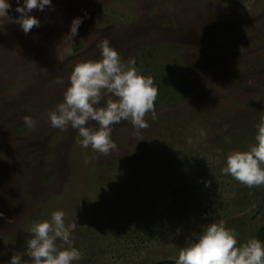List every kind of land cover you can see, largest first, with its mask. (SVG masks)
<instances>
[{"label":"rangeland","instance_id":"1","mask_svg":"<svg viewBox=\"0 0 264 264\" xmlns=\"http://www.w3.org/2000/svg\"><path fill=\"white\" fill-rule=\"evenodd\" d=\"M15 7L0 18V264L16 254L30 261L32 222L55 210L76 225L79 264L175 261L219 221L241 242L257 238L264 186L221 169L254 143L264 116V0H52L33 10L41 25L27 35ZM85 12L67 53L59 43ZM104 39L170 86L146 114L149 127L113 128L117 148L107 155L48 119L74 65L99 59Z\"/></svg>","mask_w":264,"mask_h":264},{"label":"clouds","instance_id":"2","mask_svg":"<svg viewBox=\"0 0 264 264\" xmlns=\"http://www.w3.org/2000/svg\"><path fill=\"white\" fill-rule=\"evenodd\" d=\"M15 4L18 16L13 22L27 35L41 25L33 10L44 11L52 6V0H15ZM11 10L12 0H0V18L9 17ZM86 17V12L74 17L62 37L59 44L66 45L67 53L71 52L70 45ZM97 48L99 59L74 65L63 99L48 113V119L51 127L61 132L74 130L81 148L107 155L117 148L112 139L115 126L126 122L138 130L149 127L145 116L155 115L158 88L151 76L138 72L135 60H122L109 40H102ZM24 122L33 124L30 117H25ZM254 127V143L246 150L229 153L221 169L223 174L249 188L264 186V116ZM65 216L63 210H55L50 219L33 221L29 229L31 237L26 242L30 261L16 254L8 264H79L82 253L76 246L73 231L76 225L66 224ZM175 264H264V241L253 237L241 242L239 233L223 221L210 223L180 249Z\"/></svg>","mask_w":264,"mask_h":264},{"label":"trees","instance_id":"3","mask_svg":"<svg viewBox=\"0 0 264 264\" xmlns=\"http://www.w3.org/2000/svg\"><path fill=\"white\" fill-rule=\"evenodd\" d=\"M179 79H180L179 83L185 84V82H187V78L185 77V75L183 77L182 76H179ZM170 84L171 85H176L178 83L177 82H171ZM155 85L158 88V95H157V97L159 95H165L167 93V89L170 87L169 86V82H167L166 84H158V83L155 82ZM164 89H166V91ZM257 238L260 239V240L262 238H264V226L261 227L258 230ZM156 264H175V262L172 261V260H169V259H165V260H162V261L157 262Z\"/></svg>","mask_w":264,"mask_h":264},{"label":"water","instance_id":"4","mask_svg":"<svg viewBox=\"0 0 264 264\" xmlns=\"http://www.w3.org/2000/svg\"><path fill=\"white\" fill-rule=\"evenodd\" d=\"M175 262V261H174Z\"/></svg>","mask_w":264,"mask_h":264}]
</instances>
